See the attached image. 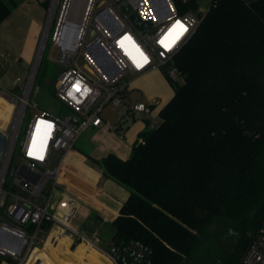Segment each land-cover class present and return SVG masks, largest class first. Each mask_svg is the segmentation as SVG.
<instances>
[{
  "label": "trees",
  "instance_id": "trees-1",
  "mask_svg": "<svg viewBox=\"0 0 264 264\" xmlns=\"http://www.w3.org/2000/svg\"><path fill=\"white\" fill-rule=\"evenodd\" d=\"M18 3L0 0V23ZM174 65L158 125L128 158L94 159L98 187L129 191L112 239L143 241L152 264H238L264 220V0H218Z\"/></svg>",
  "mask_w": 264,
  "mask_h": 264
},
{
  "label": "built area",
  "instance_id": "built-area-1",
  "mask_svg": "<svg viewBox=\"0 0 264 264\" xmlns=\"http://www.w3.org/2000/svg\"><path fill=\"white\" fill-rule=\"evenodd\" d=\"M217 1L85 0L80 19L76 22L70 17L66 0L57 15L53 35L54 45L61 48L59 61L67 66L56 80L55 96L71 112L57 115L39 110L29 120L20 137L30 104V97L25 103L24 97L30 88L37 55L41 52L42 56L45 39L52 26L47 25V35L45 32L46 37L40 42L21 98L20 120L9 131V136L8 130L3 131L6 144L0 158V208L4 210L0 215V239L6 244L0 242V264H44L40 260H31L36 247H42L48 240L58 243L63 235L71 243L85 239L72 225L80 198L67 190L66 181L60 176L63 159L85 129L89 126L100 128L106 124L101 112L110 102L114 105L126 104L129 115L141 114L150 127L158 125L159 121L151 115L154 102L147 103L142 99L126 101L130 94V80L126 75L132 73L138 76L156 66L171 65L166 69V74L174 80L183 81L182 74L174 65V55L196 32L209 8ZM126 5L131 8L129 12L125 9ZM133 13L141 20L148 21L150 26L139 27L132 18ZM89 30L91 39L87 41ZM101 50L113 65L102 57ZM80 55L91 66L90 71L78 65ZM103 62L110 64V73L101 67L100 63ZM32 91L33 87L30 96ZM3 93L8 95V91ZM125 127V120H120L110 129L123 136ZM20 138V149L25 160L21 165H16L12 172L11 159ZM52 164L56 166L54 169L51 168ZM10 170L11 177L8 176ZM39 231L44 233L42 245L39 244ZM98 248L109 264L153 262L150 247L139 239H113L108 247ZM238 264H264V220Z\"/></svg>",
  "mask_w": 264,
  "mask_h": 264
},
{
  "label": "rangeland",
  "instance_id": "rangeland-1",
  "mask_svg": "<svg viewBox=\"0 0 264 264\" xmlns=\"http://www.w3.org/2000/svg\"><path fill=\"white\" fill-rule=\"evenodd\" d=\"M18 1H19L18 5L24 2V0H18ZM69 1H71L69 2L70 17H72L76 22H78L83 11L85 0H69ZM65 2L66 0H50L46 8L45 19L42 22L38 33L33 34V32H31L28 35L25 33L17 35L15 48L11 53L7 52L4 49L0 50V89L7 90L8 95H10V97L7 94L3 93L7 91L2 90L3 92L1 93L5 95L4 97L9 99V101H11L14 105L12 117L9 123L5 128L3 129L0 128L2 131L8 130L7 136H9V131L20 120V119L18 120V115H19L21 98L24 96L26 84L29 80L30 72L35 62V58L33 56L35 55V53L37 54L36 50L38 51L37 48H39L40 45L39 42H41L40 40H42L43 38L42 36L44 34V29L46 24H48V26L52 24V26L50 28L49 35L45 39L44 51L41 56L38 71L35 77L33 91L29 98L30 104L26 110L24 120L22 123L20 137L23 135L29 123V120L34 115H36L39 112V110H46L48 112L55 113L57 115H64L66 113L71 112L69 107L66 104L62 103L55 96L56 80L60 75L61 71L67 67L65 63L59 61L61 48L59 45H54V40H53V35L56 31V26H57V15L62 11L63 4ZM33 37L35 38L33 39ZM31 39H33V41H31ZM90 39H91V30L88 31V35L86 37L87 41H89ZM29 44L31 45L29 46ZM21 47L24 48L23 53H21L20 57L15 58L14 56L18 54ZM50 55H52L54 59H52ZM77 63L80 67H82L86 71H90L91 66L87 64L86 59L82 55H80L77 58ZM169 67H171V65L156 66L155 68L139 75V77L138 76L136 77L132 73H128L126 75V78L131 80L129 84L130 94L129 97L126 98V101H128L129 99L132 100L142 99L147 103H150L152 99L158 100L159 102L158 104L155 105L156 107L151 113V115L154 116L159 122L161 121V117L158 111L163 105H165L167 98L169 97V95H171V91H174L173 86L171 85V82L169 81L165 73L166 69H168ZM34 104H36L37 106H34ZM101 115L106 120V126H108V128H111L112 126L118 124L120 120H125L126 125H128L126 128L127 129L126 135L128 140L135 138L137 131L141 127H143L144 123L146 122V120L141 114H137L136 116L129 115L127 113L126 104L114 105L113 103L110 102L103 107ZM124 133L125 131H123V134ZM112 139L113 137H111V135L102 132L101 129L99 130L93 128L92 126H89L87 129H85L82 132L81 136L79 137L77 141V149L78 150L82 149L86 152L87 151L90 152V149L93 147H97L98 149H101L100 147L102 145H105L108 141L109 142L113 141ZM20 141L21 138L16 143L13 157L11 159V168L14 165H21L25 160L20 149ZM59 156L60 154H58V157ZM67 162H68L67 158L65 157V160L62 164V168H61L62 170L60 172L61 173L60 176L63 180L65 181L68 180L70 186L77 189V186L74 183L75 181L74 177L73 176L67 177L66 175H64V171H67L68 168L65 164ZM55 167L56 166L54 164L51 165V168L54 169ZM85 169L86 166L80 163V165L78 166V170L76 172L78 174L85 173L88 175L87 170L89 169L86 170ZM71 172L70 175H75V171L71 170ZM8 176L11 177V170ZM49 184L51 185L52 181H50ZM85 210H86L85 207L81 206L77 211L76 215L73 217L72 225L75 228H81V224L83 223V221L84 222L86 221L87 218L85 215L86 212ZM3 212H4L3 208H0V215ZM81 231L83 237L85 239H88L89 233L85 232L84 228H81ZM39 232H40L39 238L41 239L39 244L42 245L43 244L42 238H44V233L43 231H39ZM102 232H103L102 237L105 241L104 242L105 247H108L111 241L113 240L112 239L113 230L110 229L109 226L103 225ZM52 244L57 245V242Z\"/></svg>",
  "mask_w": 264,
  "mask_h": 264
},
{
  "label": "crops",
  "instance_id": "crops-1",
  "mask_svg": "<svg viewBox=\"0 0 264 264\" xmlns=\"http://www.w3.org/2000/svg\"><path fill=\"white\" fill-rule=\"evenodd\" d=\"M49 1L50 0H24V2L17 5L0 23V50L4 49L11 53L15 48L17 35L22 33L28 35L31 32H33V34L38 33L45 19L46 8ZM47 25L48 24L45 26L46 31H48ZM45 29L42 37H46ZM34 38L35 37H33V39ZM33 39H31V41H33ZM30 45L31 44H29V46ZM22 48L23 47H21L18 54L14 56L15 58L20 57L21 53H23L24 48ZM35 56L36 53L33 57L35 58ZM173 94L174 91H171V95H169L165 104L171 99ZM152 102L156 105L159 101L152 99L150 103ZM155 105L154 109L156 107ZM145 124L146 122L143 127L137 131L135 138L131 140H128L126 135V128L128 125L125 127L123 136L119 132L108 128L106 124L100 128L93 127L99 130L101 129L102 132L111 135L113 141H108L105 145L100 147L101 149L93 147L90 149V152H86L80 148V150H78L76 142L74 148L66 155L68 162L65 164L68 168L67 171H64V175L67 177H74V183L77 189L70 186L68 180L66 181V188L80 198L79 208L83 206L86 209L85 215L87 219L85 222L83 221L81 228L84 227V224L89 226L84 229L85 232L89 233L88 239L77 241L78 243L74 249L72 248L73 243H71V240L64 235L60 237L57 245H53L50 240H48L43 247H36L33 250L31 256L32 261L36 259L44 264H109V261L101 256L98 248V246L105 247V241L102 237V226L107 225L113 230L112 223L120 214L121 206L127 199L129 191L112 179H108L101 187H98L97 181L103 171L94 159H99L108 153H114L121 158H128L131 155L132 147L137 139L138 133L145 127ZM80 163L85 165L86 169H89L87 170L88 175L84 172V174H78L76 172ZM71 170L75 171V175H70L72 173ZM81 228L77 229L82 233ZM96 233L98 234L96 235Z\"/></svg>",
  "mask_w": 264,
  "mask_h": 264
},
{
  "label": "water",
  "instance_id": "water-1",
  "mask_svg": "<svg viewBox=\"0 0 264 264\" xmlns=\"http://www.w3.org/2000/svg\"><path fill=\"white\" fill-rule=\"evenodd\" d=\"M125 9H126L128 12L131 10V8H130L129 5H126V6H125ZM132 18H133L134 22H135L139 27H141V28H147V27L150 26V23H149L148 21L141 20V19L137 16L136 13H133V14H132ZM100 54L102 55V57L106 58L107 61H108L111 65H113L112 62H111V60L107 57L106 53H105L103 50H101V53H100ZM40 58H41V52L38 53V55H37V60H36V62H35V64H34V72H33V75H32L31 82H30V88H29V92H28V96H27V98L30 97V92H31V89H32V87H33L34 80H35V77H36V74H37V71H38V67H39V63H40ZM100 64H101V67H102L106 72L110 73V70H111V69H110V64L108 65L107 63H104V62H103V63H100ZM5 144H6V136H5L4 132H3L2 130H0V158H1L2 154H3L4 148H5ZM15 166H16V165H14V166L12 167V172L14 171ZM46 191H47V189H46ZM42 198L44 199V198H45V195H43ZM0 242H3L4 244H6V241H4V240H2V239H0Z\"/></svg>",
  "mask_w": 264,
  "mask_h": 264
},
{
  "label": "bare ground",
  "instance_id": "bare-ground-1",
  "mask_svg": "<svg viewBox=\"0 0 264 264\" xmlns=\"http://www.w3.org/2000/svg\"><path fill=\"white\" fill-rule=\"evenodd\" d=\"M69 0H67V3L69 4ZM29 87H30V83H29ZM28 92H29V88L25 94L24 97V103L27 100V96H28ZM5 95H3L0 92V128L3 129L7 126V124L9 123L11 117H12V112H13V103L11 101H9V99L4 97ZM0 129V130H1ZM65 158L62 161V164L64 162Z\"/></svg>",
  "mask_w": 264,
  "mask_h": 264
},
{
  "label": "snow or ice",
  "instance_id": "snow-or-ice-1",
  "mask_svg": "<svg viewBox=\"0 0 264 264\" xmlns=\"http://www.w3.org/2000/svg\"><path fill=\"white\" fill-rule=\"evenodd\" d=\"M177 23H179V22H177ZM186 30V29H185Z\"/></svg>",
  "mask_w": 264,
  "mask_h": 264
}]
</instances>
